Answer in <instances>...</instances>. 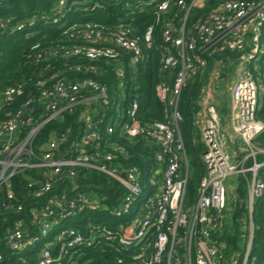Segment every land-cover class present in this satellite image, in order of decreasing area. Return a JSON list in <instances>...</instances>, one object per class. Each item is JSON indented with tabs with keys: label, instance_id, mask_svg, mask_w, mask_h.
<instances>
[{
	"label": "built area",
	"instance_id": "obj_1",
	"mask_svg": "<svg viewBox=\"0 0 264 264\" xmlns=\"http://www.w3.org/2000/svg\"><path fill=\"white\" fill-rule=\"evenodd\" d=\"M173 5L178 7V12L169 22L164 37L174 49H165L161 62L163 69L180 68L172 84L163 81L157 86V96L167 105V120L142 125L135 101L127 110L129 120L122 126V132L130 140L146 139L155 148V160L163 166L162 182L156 189L151 191L143 185L145 174L139 167L109 166L114 154H101L102 136L96 121L106 116L100 109L106 111L117 101L109 96L107 85L92 78L59 79L53 74L49 80L56 81L50 88L38 81L40 92L29 95L15 112L0 122V190L8 188L17 174L37 170L47 178L35 191V198H42L63 176L78 187L73 179L76 180L81 168L103 171L125 187L126 194L119 206L110 210L120 219L119 223L114 228L97 226L87 240L91 244L98 237L103 238L107 246L121 254L118 264H221L225 245L214 234L222 228L231 202L232 190L227 181L239 175L246 178L251 212L255 199L264 193V181L258 174L264 166V160H259L264 147L257 143L258 136L264 132V121L257 117L264 91V74L260 73L264 61V0H160L157 19ZM24 25L21 23L19 28ZM82 39V44L56 47L49 54L76 61H117L121 51H126L133 52L130 58L136 63L143 57L140 42L144 40L148 46L153 42V26L141 37L131 26L104 32L101 26L93 24L82 33ZM33 47L38 49L39 44ZM227 52L235 54L226 59L237 68L236 79L230 77L229 91L231 128L240 141L235 153L229 150L230 131L224 127L218 109L221 99L216 80L222 77L220 66H225L222 54ZM210 59L214 67L197 113L200 140L206 147L202 159L207 172L201 180L195 206L191 207L187 201L190 168L179 129L182 114L178 103L189 76L197 68L205 70ZM118 72L123 78L124 70ZM24 94V85L10 86L0 92V105L19 103ZM81 105L89 109L81 115L84 131L74 143L64 146L65 149L61 148L64 137L35 143L45 124ZM120 118V114L115 115V121ZM114 130L115 125L107 128L109 133ZM114 149L124 153L120 146ZM158 173V170L148 173L151 187L156 185ZM12 196L9 192L8 198ZM47 201L48 204L31 209L28 224L18 220L0 230V262L5 261L2 247L19 254L37 245L40 249L37 264H76L74 257L86 239L76 229L60 225L57 219L86 210L91 206L90 199L78 192L73 196L50 195ZM0 202L8 212L15 209L5 200ZM15 210L22 211L23 206ZM250 226V240L241 264H247L249 259L252 221ZM52 245L56 246L55 250L51 249ZM18 257L26 263L24 256ZM6 260L5 264H15L12 258Z\"/></svg>",
	"mask_w": 264,
	"mask_h": 264
},
{
	"label": "trees",
	"instance_id": "obj_2",
	"mask_svg": "<svg viewBox=\"0 0 264 264\" xmlns=\"http://www.w3.org/2000/svg\"><path fill=\"white\" fill-rule=\"evenodd\" d=\"M160 0H0V92L10 86L22 84L25 94L19 103L0 105V122L6 120L10 113L15 112L21 102L29 95L37 94L40 89L38 81L45 83V88H50V76L58 75L59 79H87L108 86L109 96L115 98L117 104L110 105L103 119L96 121L97 129L101 133L102 142L100 152H112L115 158L108 165L129 167L137 166L145 174L143 185L156 189L162 182L163 166L155 160V148L149 140H130L122 126L129 120L127 110L136 101L137 118L142 125H149L156 121H166L165 110L167 105L157 96V86L166 81L173 83L179 70L175 68L163 69L162 57L165 49L174 47L165 42V30L169 22L178 12V7L172 6L171 10L161 14L158 20L157 3ZM208 8L203 12H207ZM54 18L58 21L54 22ZM34 22V23H31ZM21 23L24 27L19 28ZM97 24L104 32H116L123 26H131L135 34L143 36L150 26H153V42L148 46L144 40L140 42L143 57L133 63L130 54L121 51L117 61L101 59L78 60L74 58H56L49 53L56 47L82 44V33L89 25ZM39 44V48L33 46ZM40 54V55H39ZM235 56L232 52L222 54L225 65L230 67L226 56ZM80 67L76 70V67ZM214 61L210 59L205 70H197L187 79L178 103L182 114L179 129L186 148L190 176L187 190V201L195 204L202 178L207 172L202 155L206 150L200 140V130L197 124V113L201 109V97L210 80V72ZM124 70V77L120 78L118 71ZM261 75L264 74V63L261 62ZM227 71V68H226ZM225 78L229 74L223 75ZM123 84L121 85V83ZM226 102V101H225ZM89 107L81 105L64 114L63 117L45 124L38 134L35 143H46L51 138L64 137L62 149L74 143L75 139L84 131L85 123L81 115ZM121 118L115 121V115ZM257 117L264 121V91L261 95V104ZM99 118V117H98ZM109 125H115L112 133L107 131ZM257 143L264 147V132ZM124 148V153L114 148ZM264 160V154L259 156ZM158 170L156 185H149L150 171ZM264 181V166L258 172ZM237 188L235 199L226 211L225 222L214 237L224 243V257L221 264H241L247 250L251 234V221L253 222V236L247 264H264V193L254 201L253 211L248 206V182L243 175L236 177ZM47 181L45 173L37 170H28L17 174L11 179L10 186L0 190V201L5 200L15 209L22 205L23 210H5L0 202V230L12 225L15 221L22 220L28 224L31 219L32 208L48 204L49 196H73L78 192L89 197L91 206L65 219H57L60 225L79 231L86 242L79 247L78 254L74 257L76 264H118L117 259L121 254L107 246L103 238L98 237L94 243L88 244L87 240L97 226L114 228L120 221L110 213L117 208L126 189L115 178L107 173L89 168H81L76 175L75 188L67 176L60 177L55 182L51 191L42 198H35V191L41 183ZM36 182L33 186L31 183ZM12 192L11 199L8 193ZM9 201V202H8ZM109 210H106V208ZM56 220V221H57ZM58 223V225H59ZM33 232H31L32 234ZM55 236V235H54ZM53 236V237H54ZM5 264L11 259L15 264H37L40 249L37 245L26 248L21 253L26 263L19 259V254L11 253L2 247ZM57 264V263H53ZM129 264V263H128Z\"/></svg>",
	"mask_w": 264,
	"mask_h": 264
},
{
	"label": "rangeland",
	"instance_id": "obj_3",
	"mask_svg": "<svg viewBox=\"0 0 264 264\" xmlns=\"http://www.w3.org/2000/svg\"><path fill=\"white\" fill-rule=\"evenodd\" d=\"M262 63H264V61H262ZM220 68L222 69V77L220 79H217L216 83L218 84L220 88V93H219L220 99H222V102H224L226 98L228 97V94L230 91V85H232V81L228 80V78H225L223 75L225 73L229 74L231 79L235 80L237 77V68L234 65H230V67H227L226 65L225 66L222 65L220 66ZM226 68H227V71H226ZM202 96H204V94ZM227 184L232 189L231 196H233V199H235V190L237 188V182L235 181V178L228 180ZM189 206L194 207L195 204H192V205L189 204Z\"/></svg>",
	"mask_w": 264,
	"mask_h": 264
},
{
	"label": "crops",
	"instance_id": "obj_4",
	"mask_svg": "<svg viewBox=\"0 0 264 264\" xmlns=\"http://www.w3.org/2000/svg\"><path fill=\"white\" fill-rule=\"evenodd\" d=\"M228 80H230V76L227 77ZM231 81V80H230ZM231 86V85H230ZM220 98V97H219ZM226 101V102H225ZM224 102H222V99H221V103L218 105V109L221 113V117H222V123L224 125V127H228L229 128V131H230V146H229V150L231 152H237L238 150V147H239V144H240V141L238 139V137L234 134L232 128H231V117H230V104H229V94H228V97L226 98ZM199 112V111H198ZM201 121V120H199ZM200 130V129H199ZM200 135V134H199ZM235 177H232L230 178L231 179H234ZM235 181L237 182L236 178H235ZM232 190V189H231Z\"/></svg>",
	"mask_w": 264,
	"mask_h": 264
},
{
	"label": "water",
	"instance_id": "obj_5",
	"mask_svg": "<svg viewBox=\"0 0 264 264\" xmlns=\"http://www.w3.org/2000/svg\"><path fill=\"white\" fill-rule=\"evenodd\" d=\"M130 54L133 55V52H131ZM73 180H74V182H75V184H76V180H75V179H73ZM55 248H56L55 245H52V246H51V249H52V250H55Z\"/></svg>",
	"mask_w": 264,
	"mask_h": 264
}]
</instances>
